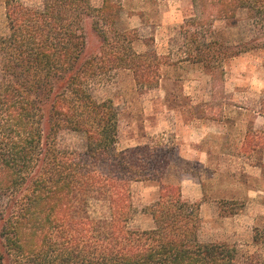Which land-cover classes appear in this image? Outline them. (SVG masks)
Wrapping results in <instances>:
<instances>
[{
  "label": "trees",
  "instance_id": "1",
  "mask_svg": "<svg viewBox=\"0 0 264 264\" xmlns=\"http://www.w3.org/2000/svg\"><path fill=\"white\" fill-rule=\"evenodd\" d=\"M191 4L185 31L197 51L188 57L212 80L213 64L264 51V0ZM4 7L9 33L0 37V264H264V223L253 228L258 252L198 239V206L182 198L180 185L166 181L175 146L116 150L118 113L110 100L91 95L90 84L106 64L150 82L145 54L134 51L138 37L119 41L96 27L99 45L90 54L82 0H43L40 7L4 0ZM118 8L103 0L96 24L112 25ZM202 34L209 35L202 40ZM254 113L264 119V96ZM61 129L84 137L85 154L60 147ZM241 148L262 152L264 126L249 127ZM137 181L158 188L145 208L153 221L148 229L128 226L130 185ZM90 199L104 203L107 215L91 217Z\"/></svg>",
  "mask_w": 264,
  "mask_h": 264
},
{
  "label": "rangeland",
  "instance_id": "2",
  "mask_svg": "<svg viewBox=\"0 0 264 264\" xmlns=\"http://www.w3.org/2000/svg\"><path fill=\"white\" fill-rule=\"evenodd\" d=\"M111 1L119 8L114 23L106 25L96 24L103 0H82L89 53L99 45L96 27L119 41L136 36L134 51L145 54L150 78L136 80L131 69L106 64L91 81V95L98 101L110 100L118 113L116 150L156 142L175 146L166 181L180 185L183 198L198 206V239L225 242L240 252L260 251L252 234L264 223V152L246 154L241 147L249 127L264 126V119L254 113L264 96V51L213 64L212 80L188 57L197 51L186 34L194 9L191 0ZM23 2L40 7L43 0ZM8 33L0 0V37ZM208 35L202 34V40ZM219 55L223 57L222 52ZM57 141L66 150L86 152L87 143L76 132L61 129ZM130 190L128 226L151 228L145 208L157 198V186L137 181ZM88 212L101 217L107 208L90 199Z\"/></svg>",
  "mask_w": 264,
  "mask_h": 264
},
{
  "label": "crops",
  "instance_id": "3",
  "mask_svg": "<svg viewBox=\"0 0 264 264\" xmlns=\"http://www.w3.org/2000/svg\"><path fill=\"white\" fill-rule=\"evenodd\" d=\"M263 152H264V150L262 151V154H263ZM259 154V153H258ZM180 192H181V187H180ZM181 196H182V193H181ZM182 198H183V196H182ZM186 200V199H185Z\"/></svg>",
  "mask_w": 264,
  "mask_h": 264
}]
</instances>
